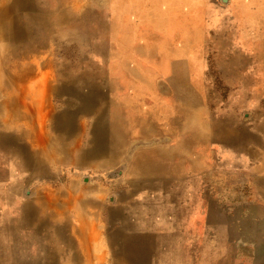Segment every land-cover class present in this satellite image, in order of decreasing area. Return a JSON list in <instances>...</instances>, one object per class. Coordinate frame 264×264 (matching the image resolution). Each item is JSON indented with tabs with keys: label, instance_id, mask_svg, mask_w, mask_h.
Segmentation results:
<instances>
[{
	"label": "rangeland",
	"instance_id": "1",
	"mask_svg": "<svg viewBox=\"0 0 264 264\" xmlns=\"http://www.w3.org/2000/svg\"><path fill=\"white\" fill-rule=\"evenodd\" d=\"M206 6L199 28L168 42L178 0H0V264H40L17 251L27 239L51 245L56 215L72 221L79 256L77 199L115 209L122 191L138 192L126 202H141L129 221L144 219L148 264H264V0ZM67 113L74 131L58 140L53 119ZM40 126L47 156L83 152L95 135L120 142L114 155L34 174L15 146L33 149ZM51 200L70 209H46ZM96 216L103 264H130L112 257L108 214ZM159 234L171 250L159 251ZM61 248L58 262L72 264Z\"/></svg>",
	"mask_w": 264,
	"mask_h": 264
},
{
	"label": "crops",
	"instance_id": "2",
	"mask_svg": "<svg viewBox=\"0 0 264 264\" xmlns=\"http://www.w3.org/2000/svg\"><path fill=\"white\" fill-rule=\"evenodd\" d=\"M178 3V9H172L168 15V27L166 30L167 33H165V39H167L168 42L184 37L183 34L186 35L188 32L199 28L202 23L205 22L204 19L209 13V10L205 9V7H207L206 0H178ZM207 8H209V6ZM168 44L171 45V43ZM74 140L75 139H73L72 142ZM137 193L138 192L135 191L119 192L117 200L120 204L115 209H112L106 203L98 201L88 202V205L93 213L87 212V214L82 213L80 215L81 217H85L86 221L90 222V225L82 227L75 224L70 227L71 229H69L72 236L77 239L80 254L79 256H77L75 250L74 240L68 237L66 233V227H68L67 224L70 226L69 222L72 221H69L67 217H59L58 215H56V224H47V228L50 231L49 234H51L50 244L53 246L49 244L47 245L43 241L40 242L37 238L27 239L23 242L24 244L21 248L18 249L17 254L29 263L38 262L41 264L42 258L44 259L43 264H61L58 262L57 257H59L58 251L61 252L60 248L62 246L63 248L61 249H63V251L67 249L71 251L69 258L72 264H79L78 260H80L82 264H90L95 261H99L103 264L105 253L103 252L101 255L96 254V246L100 238V230L98 227L101 226L98 224L99 219H97L96 216V213L99 210L108 214V243L110 247H112V257L121 255L126 257L130 264H148L150 262L149 258L153 257L152 254L148 253L146 247L149 244L150 239L147 238L144 233L139 234V232L145 231L144 219H141L139 224H132L129 221V216L133 215L136 210L140 209L141 202H126L130 199V197H133ZM137 213L139 219L142 212L137 211ZM155 240V244L157 245L159 251L162 246L171 250L173 239L170 235L167 236L159 234L157 239H153V241ZM154 256L156 257V254Z\"/></svg>",
	"mask_w": 264,
	"mask_h": 264
},
{
	"label": "bare ground",
	"instance_id": "3",
	"mask_svg": "<svg viewBox=\"0 0 264 264\" xmlns=\"http://www.w3.org/2000/svg\"><path fill=\"white\" fill-rule=\"evenodd\" d=\"M4 33H5V29H4ZM14 38V37H12ZM15 50V46L12 45V49L10 50L11 54L14 52ZM11 84H13V81H11ZM9 83H5L3 84L5 86V88L10 89L9 93H8V98H10L11 96H15V92L12 91L11 87L12 85ZM57 89H59L60 91H62L64 88L60 86L57 87ZM12 110L14 112H16V115H20L26 118V114L21 115L20 113V109L18 110L17 108H12ZM68 113L66 114L65 117H54L53 119V125L52 127H57L58 130H60L59 133V138L58 140H61L65 137L64 140L67 139V137H69L73 131L74 128L72 127V122H71V118L70 116H67ZM96 132V131H95ZM38 133V137L36 140V146L34 145V148L31 149L29 148V150H27L26 148L23 149L21 146L22 145H17L16 150L20 152V158L22 160V163H20L24 168L26 169H30L34 174L38 173L43 175L46 171V163L48 161L54 162V163H64L66 161H72V162H77V163H90L92 160H90L92 157L97 156V155H114V153L116 152V148L119 145V140L117 141H113V140H109V139H105L99 136H96L93 138L92 140V147L84 150L83 152L80 151L79 146L76 145L74 146V148L71 149H60L61 154L60 155H50L47 156L45 155V153H47V151H45V147L47 146V143L49 142V137L47 132L44 129V126H40L39 127V131ZM98 133V132H96ZM20 137L27 135L26 131H21L19 133ZM3 139H7V137H2ZM10 140L13 141V139L10 137ZM61 143V141L59 142V144ZM62 146V144H61ZM78 149V150H77ZM110 153V154H109ZM85 163V164H86ZM144 172L142 171H137L134 174V182L137 184L139 182V180H141V177H143ZM128 183H130V181L128 180ZM74 197H71L70 200H72ZM78 204H77V209L73 208L74 211V220L73 222H76L79 226L82 227H86L88 225H90L89 221H86L85 217H81L80 213L82 214V212H89V213H93L90 209V206L87 205L86 203L89 202V200L85 199V198H78L77 199ZM55 202H58L61 205V208H59V212H61L63 214L64 210H69L65 208H62L64 203L61 204V202L59 200H54V201H49L47 203V208L49 209L51 208V205ZM42 204V213L45 212L46 210ZM64 215V214H63ZM65 217V215L63 216ZM45 223V222H44ZM54 223V222H52Z\"/></svg>",
	"mask_w": 264,
	"mask_h": 264
}]
</instances>
